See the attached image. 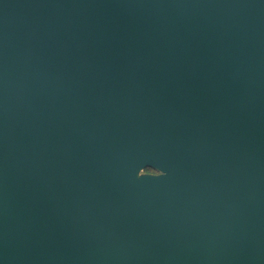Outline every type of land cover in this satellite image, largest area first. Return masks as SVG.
I'll return each instance as SVG.
<instances>
[{
    "label": "water",
    "instance_id": "water-1",
    "mask_svg": "<svg viewBox=\"0 0 264 264\" xmlns=\"http://www.w3.org/2000/svg\"><path fill=\"white\" fill-rule=\"evenodd\" d=\"M0 264H264V0H0Z\"/></svg>",
    "mask_w": 264,
    "mask_h": 264
},
{
    "label": "rangeland",
    "instance_id": "rangeland-1",
    "mask_svg": "<svg viewBox=\"0 0 264 264\" xmlns=\"http://www.w3.org/2000/svg\"><path fill=\"white\" fill-rule=\"evenodd\" d=\"M139 174L140 175H146V174L156 175L158 174V171L152 168H145L142 171H140Z\"/></svg>",
    "mask_w": 264,
    "mask_h": 264
},
{
    "label": "clouds",
    "instance_id": "clouds-1",
    "mask_svg": "<svg viewBox=\"0 0 264 264\" xmlns=\"http://www.w3.org/2000/svg\"><path fill=\"white\" fill-rule=\"evenodd\" d=\"M160 175H162V173H158V174H157V176H160Z\"/></svg>",
    "mask_w": 264,
    "mask_h": 264
},
{
    "label": "bare ground",
    "instance_id": "bare-ground-1",
    "mask_svg": "<svg viewBox=\"0 0 264 264\" xmlns=\"http://www.w3.org/2000/svg\"><path fill=\"white\" fill-rule=\"evenodd\" d=\"M139 176V174H137Z\"/></svg>",
    "mask_w": 264,
    "mask_h": 264
}]
</instances>
